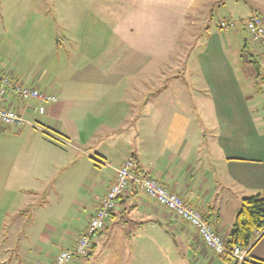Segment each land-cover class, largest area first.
I'll use <instances>...</instances> for the list:
<instances>
[{
	"label": "crops",
	"instance_id": "crops-1",
	"mask_svg": "<svg viewBox=\"0 0 264 264\" xmlns=\"http://www.w3.org/2000/svg\"><path fill=\"white\" fill-rule=\"evenodd\" d=\"M187 2L0 0L8 7V15L20 14L27 20L35 13L47 21L44 15L50 14L47 22L59 38L45 46L46 55L38 61L44 73H29L16 65L0 67L25 85L58 98L46 105L43 114L32 110L34 102L9 97L5 103L32 124L18 130L37 129L40 124L48 131L42 129L44 135L33 138L25 153L46 164L40 162L34 172L14 182L11 172L0 167V264H52L61 251L72 249L113 185L116 169L134 154L140 171L200 211L224 240L233 229L241 200L257 193L264 196V104L258 86L264 79V63L258 44L244 28L253 17L264 20V0H250L253 15L242 22L248 38L237 59L245 83L224 43L222 33L229 29H221L220 24L207 28L196 62L207 92L211 128L203 131L196 123L188 125L180 104L157 108L151 99L155 101L160 93L147 94L139 87L137 76L144 61L135 49L160 46L156 40L172 46L176 40L172 31L182 24ZM57 23H62V31ZM61 38L68 39V45L74 43L66 55L59 54ZM134 79L136 87L130 81ZM50 168L56 177L47 180ZM21 193L41 194L47 205H39L33 216H26L21 203L12 201L24 196ZM78 194L86 199L80 201ZM66 198L73 202L63 218L50 214V208L59 214ZM73 206L80 209L74 212ZM130 209L138 213L134 222L147 236H127L126 242L122 224L132 219L127 215ZM75 217L80 218L78 223ZM115 239L119 247L110 252L119 255L127 247L126 253L136 264H161L162 257H167V264H237L212 252L193 226L134 187L120 199L96 240L104 245ZM248 260L264 261V235L250 250Z\"/></svg>",
	"mask_w": 264,
	"mask_h": 264
},
{
	"label": "rangeland",
	"instance_id": "rangeland-1",
	"mask_svg": "<svg viewBox=\"0 0 264 264\" xmlns=\"http://www.w3.org/2000/svg\"><path fill=\"white\" fill-rule=\"evenodd\" d=\"M187 3V14L183 16L182 24L179 23V28L176 31H172L173 34H176V40L172 42V46L167 45V41L156 40L160 46L135 49L136 54L144 61L143 68H140L139 75L137 76V81L139 82V87L144 88L143 91L147 94L148 92L152 94L157 91L160 93L155 101L151 99L157 108H161L169 103L180 104L182 118L185 119L186 117L188 119V125L191 124L192 126V124L196 123L205 131L208 130V126L211 128V121L208 120L209 112L205 106V95H207V92L204 90L205 85L197 66V53L206 43L208 27L211 26L213 29L219 28L218 25L223 20L234 22L236 27L229 28V31L227 33L223 32L222 35L225 46H227V51L232 57L241 79L245 83V72L242 65L238 63L237 58L240 59V56L238 57L237 55L240 54L243 47L244 38H248L244 32L242 22L253 15L251 9L252 2L250 0H188ZM8 12V7L6 5L3 7L0 3V67L7 69L16 65L18 68L26 69L29 73H44L45 68L38 61L46 55V47H48L49 43L59 40L56 34H54L56 33V29H52L51 24L47 22L50 14L44 15L47 18V21H44L43 16L35 13H30L26 20L20 14L8 15ZM49 22L51 21L49 20ZM56 25L57 29L63 30L62 23H57ZM69 38H71V35ZM61 39L62 42L58 44L59 54L66 55L70 46L73 48L74 43L69 42L68 45V39ZM253 47L254 44L249 40L251 51H253ZM247 54L244 53V56L249 59ZM254 70L252 68V71ZM130 81H133L136 87V80ZM258 86L260 89H258L260 92L259 98L264 104V79L259 80ZM36 126L38 127L37 129L31 128L20 131L16 127H4L0 125V167H2L1 169L6 168L11 172L10 176L13 178V182L16 178L20 179V177L23 178L26 174L34 172L40 162H42L39 160V157H28L25 155L33 143V138L38 139L41 135H44L42 129L44 130L45 127H41L40 124H36ZM47 129L45 131H48ZM188 134H192L191 127L188 129ZM200 134L202 135L201 132ZM26 135L31 138H26ZM203 147H206V144H203ZM42 150L46 152L44 148ZM42 164L44 165L46 162H42ZM54 176L56 177V171L50 168L47 180H51ZM26 180L28 181V179ZM1 194L2 191H0ZM24 194L21 193V195ZM44 198L41 194H29L28 196L26 194L16 198L13 197L12 201L15 199L21 203V207L24 208V215L33 216L35 208L47 203L45 202L46 198L45 200ZM77 198L80 201L86 199L84 194H78ZM70 201L69 198L63 201L64 204L58 208L59 214L53 213L50 208V214L52 213L53 216L55 215L59 218L64 216V211L73 202ZM72 209L75 212L80 208H74L73 206ZM127 215L131 216L132 219L126 224H122V231L125 233L121 235L126 242L127 236L134 238L144 235L140 228L141 226H137V223L134 222V219L138 217V213H133L130 209ZM79 221L80 218L75 217L74 222L78 223ZM66 224L64 223L65 226ZM62 225V222L58 224V226ZM149 235L155 236V234ZM94 242L96 243L95 248L88 257L75 258L71 264L137 263L132 260V255L127 254V247H124V252L122 250L120 253L118 252L119 255H114L115 251L110 252L111 248L117 249L119 247V245H116V242L119 244L118 239L111 240V242L110 240L105 241L104 245L107 246V249L101 243V240L95 239ZM164 259H167V257L160 258L161 264H167L168 261Z\"/></svg>",
	"mask_w": 264,
	"mask_h": 264
},
{
	"label": "built area",
	"instance_id": "built-area-1",
	"mask_svg": "<svg viewBox=\"0 0 264 264\" xmlns=\"http://www.w3.org/2000/svg\"><path fill=\"white\" fill-rule=\"evenodd\" d=\"M234 25L232 22L222 21L220 28L229 29ZM244 28L249 37L258 44L264 63V20L259 16L253 17L245 23ZM9 97L17 98L27 104L34 102L32 110L39 114L45 112L46 105L54 104L58 100L55 94L27 86L12 75L0 71V125L17 128L32 124L23 113L5 105ZM134 169L135 164L131 157L116 169L113 185L102 198L84 232L77 238L75 246L72 249L61 251L52 264H71L75 258L87 257L93 249L95 239L105 230L107 221L115 211L119 200L131 187L173 211L182 221L193 226L205 245L215 254L232 257L237 264H243L248 260L251 246L263 236L264 229L255 231L252 244L249 247L234 246L230 248L227 246L226 240L217 233L200 211L191 207L176 193L165 188L157 178L144 172L136 174Z\"/></svg>",
	"mask_w": 264,
	"mask_h": 264
},
{
	"label": "trees",
	"instance_id": "trees-1",
	"mask_svg": "<svg viewBox=\"0 0 264 264\" xmlns=\"http://www.w3.org/2000/svg\"><path fill=\"white\" fill-rule=\"evenodd\" d=\"M131 158L135 164V173L138 174L139 172H142L139 170L136 155L134 154ZM96 161L101 163L100 159H96ZM233 228L235 229V234L231 242H227V246L230 248L234 246L244 248L249 247L252 244L255 231H262L264 229V196L262 194L257 193L241 200ZM256 243L257 242L251 246L250 250ZM223 257L230 259L231 261L233 260L232 257ZM243 264H264V261L258 260L251 262L247 260Z\"/></svg>",
	"mask_w": 264,
	"mask_h": 264
},
{
	"label": "water",
	"instance_id": "water-1",
	"mask_svg": "<svg viewBox=\"0 0 264 264\" xmlns=\"http://www.w3.org/2000/svg\"><path fill=\"white\" fill-rule=\"evenodd\" d=\"M256 69L259 70L258 67H257ZM234 234H235V229L233 228V229L231 230V232H230V236H229V237L227 238V240H226L228 243L231 242V240H232Z\"/></svg>",
	"mask_w": 264,
	"mask_h": 264
}]
</instances>
